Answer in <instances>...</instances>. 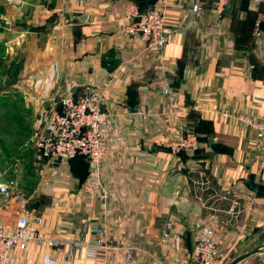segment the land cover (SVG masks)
Returning <instances> with one entry per match:
<instances>
[{"label":"crops","instance_id":"crops-1","mask_svg":"<svg viewBox=\"0 0 264 264\" xmlns=\"http://www.w3.org/2000/svg\"><path fill=\"white\" fill-rule=\"evenodd\" d=\"M8 1L1 51L4 45L45 51L41 61L51 66L61 93L76 97L100 81L109 84L103 107L110 138L100 165L106 207L88 189L85 159L42 167L27 212L42 217L43 232L64 245L31 244L17 264H45V257L95 264L84 247L78 254L72 244L85 246L99 236L105 264H125L126 254L131 264H178L195 242L196 221L214 230L219 250L252 247V234L264 226V140L219 112L264 127L263 4L234 0L218 16L212 1L202 0L192 16L188 0H170L167 43L150 53L123 33L122 17L128 3L144 11L158 0H49L31 15ZM178 128L197 134V153H169L168 139ZM252 256L238 264H252Z\"/></svg>","mask_w":264,"mask_h":264},{"label":"built area","instance_id":"built-area-1","mask_svg":"<svg viewBox=\"0 0 264 264\" xmlns=\"http://www.w3.org/2000/svg\"><path fill=\"white\" fill-rule=\"evenodd\" d=\"M61 2L62 0H56ZM191 15H197L201 10L202 0H188ZM212 1L215 12L220 16L225 8L234 0ZM254 8H259L264 0H246ZM170 0H158L147 10L128 3L122 17V31L128 37H137L150 53H159L167 43L166 18ZM259 25H256L254 36L259 37ZM109 86L107 81H100L96 87H91L79 96L68 92L62 93L49 109L42 111L39 127L33 138L36 162L42 167H54L82 157L88 164V189L102 201L106 207L108 193L105 191L100 176V165L105 157L110 138L108 114L103 107L104 91ZM219 114L237 124L253 129L256 138L264 140V127L252 118L221 110ZM199 139L195 132L178 128L168 139L167 149L173 156L195 154L199 150ZM0 193L8 196L7 185L0 183ZM14 198L19 202V215L11 222H5L0 214V264H17L20 255L28 250L31 244L49 249H59L64 241L47 235L41 229L43 219L40 216L31 218L27 212L29 198L22 193H16ZM232 216L237 211V202L229 209ZM196 239L186 258L178 259V264H223L214 230L202 221L194 223ZM99 234L104 230L96 227ZM170 238L166 233L164 239ZM84 247V257L95 264H105L100 257L103 247L101 236L93 242L83 245L73 243L72 248L78 254ZM70 253L71 255H75ZM131 254H126L125 264H131ZM45 264H56L54 259L45 257ZM63 264H66L63 263Z\"/></svg>","mask_w":264,"mask_h":264},{"label":"rangeland","instance_id":"rangeland-1","mask_svg":"<svg viewBox=\"0 0 264 264\" xmlns=\"http://www.w3.org/2000/svg\"><path fill=\"white\" fill-rule=\"evenodd\" d=\"M15 1L16 7H21L22 13L29 15L49 2ZM8 3V0H0L4 9ZM2 17L4 12L0 14V19ZM3 47L5 51H1L0 46V183L7 185L8 196L0 193V214L3 221L11 222L20 213L19 202L14 195L22 193L29 198L41 175L42 166L36 162L32 141L42 111L51 108L62 93L56 87V74L50 70L51 66L41 61L47 60L42 58L45 51H20L21 47L18 51H8L6 45ZM51 65L54 69L55 64ZM48 103L50 106L44 107ZM261 228L252 234V247L241 243L233 249H220L225 256L223 264L264 245V226ZM252 264H264V247L252 256Z\"/></svg>","mask_w":264,"mask_h":264},{"label":"water","instance_id":"water-1","mask_svg":"<svg viewBox=\"0 0 264 264\" xmlns=\"http://www.w3.org/2000/svg\"><path fill=\"white\" fill-rule=\"evenodd\" d=\"M78 21L80 22H85L86 21V16H81V17H78ZM73 89L70 90V93H72ZM131 112L133 113H137L136 110H132ZM264 247V245H261V246H258L254 249H251L249 250L248 252H245L239 256H237L236 258H234L232 261H230L229 263L227 264H238L240 263L241 261L245 260L246 258L250 257L251 255H254L256 253H259L261 252L262 248Z\"/></svg>","mask_w":264,"mask_h":264},{"label":"trees","instance_id":"trees-1","mask_svg":"<svg viewBox=\"0 0 264 264\" xmlns=\"http://www.w3.org/2000/svg\"><path fill=\"white\" fill-rule=\"evenodd\" d=\"M4 12V8L2 7V6H0V14H2ZM2 30V19H0V31ZM77 159H84V158H82V157H78V158H75V159H73V160H77ZM73 160H71V161H73ZM70 162V161H69Z\"/></svg>","mask_w":264,"mask_h":264}]
</instances>
